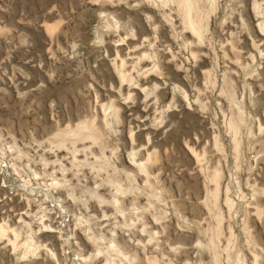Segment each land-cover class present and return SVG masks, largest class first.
Here are the masks:
<instances>
[{
    "label": "rangeland",
    "instance_id": "obj_1",
    "mask_svg": "<svg viewBox=\"0 0 264 264\" xmlns=\"http://www.w3.org/2000/svg\"><path fill=\"white\" fill-rule=\"evenodd\" d=\"M188 5L0 0V264H264V0Z\"/></svg>",
    "mask_w": 264,
    "mask_h": 264
},
{
    "label": "bare ground",
    "instance_id": "obj_2",
    "mask_svg": "<svg viewBox=\"0 0 264 264\" xmlns=\"http://www.w3.org/2000/svg\"><path fill=\"white\" fill-rule=\"evenodd\" d=\"M185 4L188 5V4H189V0H185ZM187 8H188V11H189V10H190V6L188 5ZM191 28H192V30L195 31V27H194L193 24H191ZM24 244H25V243H24ZM26 251H27V250H26Z\"/></svg>",
    "mask_w": 264,
    "mask_h": 264
}]
</instances>
